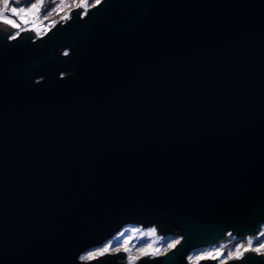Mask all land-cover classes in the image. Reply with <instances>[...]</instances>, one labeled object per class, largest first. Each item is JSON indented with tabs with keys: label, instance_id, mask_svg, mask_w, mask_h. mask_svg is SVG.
Masks as SVG:
<instances>
[{
	"label": "water",
	"instance_id": "95a60500",
	"mask_svg": "<svg viewBox=\"0 0 264 264\" xmlns=\"http://www.w3.org/2000/svg\"><path fill=\"white\" fill-rule=\"evenodd\" d=\"M80 11L15 41L0 25V264H71L127 225L180 240L136 264H190L229 232L255 236L264 0H103Z\"/></svg>",
	"mask_w": 264,
	"mask_h": 264
},
{
	"label": "snow or ice",
	"instance_id": "6c2138e0",
	"mask_svg": "<svg viewBox=\"0 0 264 264\" xmlns=\"http://www.w3.org/2000/svg\"><path fill=\"white\" fill-rule=\"evenodd\" d=\"M103 3V0H59V3L52 8V12L61 14V20L67 21L72 18L73 11L80 9L77 13L80 19H83L89 14V10L97 8ZM45 7V0H34V2L26 3L24 0H0V25H4L11 28L13 31L7 35V40L15 41L22 32L31 31L37 36L45 34L49 27L43 26L41 20V13ZM45 20L47 17L44 18ZM56 21H52L50 27H54ZM65 56L69 55L68 51L64 52ZM138 229H131V232L136 233ZM156 231L155 228L148 229L147 234L151 235ZM125 233L118 232V237H123ZM228 236H232L229 232ZM264 223L259 225V230L256 235H248L244 239L245 242H239L235 245L234 250L224 253V246L221 245L217 248L210 249L203 253L198 254L195 257L189 256L188 259L193 261V264H199L200 261L205 259L219 260L220 264H229L231 261H241L243 264H256L255 257H264ZM116 237H113L115 239ZM132 236H128L123 239L122 244L119 247H112V240H108L103 246L92 247L90 250H81L77 257L73 258L71 264H76V260L79 262L93 261L99 257H103L108 253L123 252L127 254V264H136L137 260L141 257H158L163 253H166L169 249L176 248L180 240L177 239L168 244L167 248L160 249L155 248L151 243L145 244L139 249H135L137 255H133V247L130 245ZM249 253H254L255 256H249Z\"/></svg>",
	"mask_w": 264,
	"mask_h": 264
},
{
	"label": "rangeland",
	"instance_id": "374dc122",
	"mask_svg": "<svg viewBox=\"0 0 264 264\" xmlns=\"http://www.w3.org/2000/svg\"><path fill=\"white\" fill-rule=\"evenodd\" d=\"M43 26L47 27L46 25H43ZM50 28L51 27H49V29ZM133 228L138 229V231L136 233L131 232V229H133ZM150 228H153V227L141 228V227L135 226V225H127V226L123 227L119 231V232L125 233V235L123 237H118L117 233H116L113 236V237H116L115 239H113V237H112V238H110L108 240H112V247L116 248V247H119L120 244H122L123 239L127 238L128 236H132L133 239L130 241V245L134 249L132 254L133 255H137V252L135 251V249H139V248L143 247L145 244L151 243L153 245V247H155V248L165 249V248H167V246H168V244L170 242L179 239L178 236L174 235V236L169 237L168 240L166 241V243H164L165 242L164 241V237H162L161 235L156 234V231L153 234H151V235L147 234L148 229H150ZM108 240L105 241L104 243H107ZM230 242H231L230 239H228L227 241L223 242L220 245H213V246H210V247H205V248L194 250L188 255V257L189 256L195 257V256H197L200 253H203V252L208 251V250L213 249V248H217V247H219L221 245L224 246V253L227 254V251L234 250L235 245H236L235 244V245L232 246V244H230ZM103 244L101 246H103ZM162 254H163V252H162ZM124 262L127 263V254H125ZM188 262L190 264H193V261H190L189 259H188ZM217 262L220 263L219 260H217Z\"/></svg>",
	"mask_w": 264,
	"mask_h": 264
},
{
	"label": "trees",
	"instance_id": "16d2710c",
	"mask_svg": "<svg viewBox=\"0 0 264 264\" xmlns=\"http://www.w3.org/2000/svg\"><path fill=\"white\" fill-rule=\"evenodd\" d=\"M24 2L30 3V2H34V0H24ZM57 3H59V0H45V7L41 13V20L43 21V25L50 27L52 21H56V23H57L58 21L61 20V14L51 11L52 8H54ZM45 17H47L46 20L44 19ZM169 237H171V236L164 237V241H165L164 243H166V241L168 240ZM229 239L231 241L230 244H232V246L237 244L238 242H245L246 243L245 239H242V240L241 239L235 240L233 238H229ZM261 239H264V237H262Z\"/></svg>",
	"mask_w": 264,
	"mask_h": 264
},
{
	"label": "bare ground",
	"instance_id": "6f19581e",
	"mask_svg": "<svg viewBox=\"0 0 264 264\" xmlns=\"http://www.w3.org/2000/svg\"><path fill=\"white\" fill-rule=\"evenodd\" d=\"M167 236H174V234L173 233H171V234H169V235H167ZM167 236H164V237H167ZM229 238H233V239H235V240H239V239H244V238H238V237H235V236H226V238H225V241H227ZM224 241V242H225ZM222 244V243H221ZM198 249H201V248H198ZM195 250H197V249H195ZM194 251V250H193ZM187 260H188V256H187ZM218 263V262H217ZM218 264H220V263H218Z\"/></svg>",
	"mask_w": 264,
	"mask_h": 264
},
{
	"label": "built area",
	"instance_id": "2783aa9c",
	"mask_svg": "<svg viewBox=\"0 0 264 264\" xmlns=\"http://www.w3.org/2000/svg\"><path fill=\"white\" fill-rule=\"evenodd\" d=\"M37 36V35H36ZM175 236H177L176 234H174ZM162 237H164V236H162Z\"/></svg>",
	"mask_w": 264,
	"mask_h": 264
}]
</instances>
